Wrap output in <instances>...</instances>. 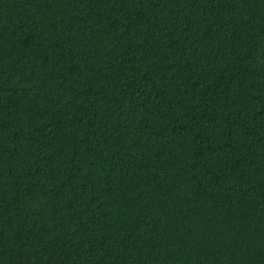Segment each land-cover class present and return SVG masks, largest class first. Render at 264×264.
<instances>
[{
  "label": "trees",
  "instance_id": "obj_1",
  "mask_svg": "<svg viewBox=\"0 0 264 264\" xmlns=\"http://www.w3.org/2000/svg\"><path fill=\"white\" fill-rule=\"evenodd\" d=\"M0 264H264V0H0Z\"/></svg>",
  "mask_w": 264,
  "mask_h": 264
}]
</instances>
